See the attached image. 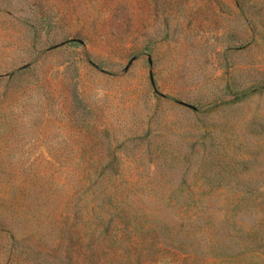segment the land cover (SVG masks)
I'll return each mask as SVG.
<instances>
[{
	"label": "rangeland",
	"instance_id": "rangeland-1",
	"mask_svg": "<svg viewBox=\"0 0 264 264\" xmlns=\"http://www.w3.org/2000/svg\"><path fill=\"white\" fill-rule=\"evenodd\" d=\"M0 264H264V0H0Z\"/></svg>",
	"mask_w": 264,
	"mask_h": 264
}]
</instances>
